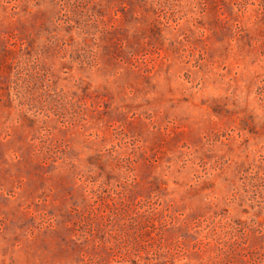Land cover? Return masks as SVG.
Returning a JSON list of instances; mask_svg holds the SVG:
<instances>
[{
	"label": "rangeland",
	"instance_id": "rangeland-1",
	"mask_svg": "<svg viewBox=\"0 0 264 264\" xmlns=\"http://www.w3.org/2000/svg\"><path fill=\"white\" fill-rule=\"evenodd\" d=\"M0 264H264V0H0Z\"/></svg>",
	"mask_w": 264,
	"mask_h": 264
}]
</instances>
